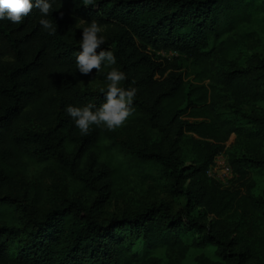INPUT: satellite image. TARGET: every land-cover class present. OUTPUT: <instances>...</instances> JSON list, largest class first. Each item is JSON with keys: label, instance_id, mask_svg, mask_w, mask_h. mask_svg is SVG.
I'll list each match as a JSON object with an SVG mask.
<instances>
[{"label": "trees", "instance_id": "trees-1", "mask_svg": "<svg viewBox=\"0 0 264 264\" xmlns=\"http://www.w3.org/2000/svg\"><path fill=\"white\" fill-rule=\"evenodd\" d=\"M50 2L53 12L47 18L57 25L55 35L42 29L36 8L20 24L0 20V264H135L138 238L150 249L184 257L188 248L179 232L185 219L202 227L190 220L195 213L212 217L196 245L216 244L224 261L200 264H264L257 262L264 256V199L249 189L224 187L207 174L222 152L234 181L243 180L249 169L264 170V158L236 156L225 148L232 133H246L242 121L256 125L254 135L264 139V116L240 105L225 116L219 108L222 92L238 101H264V74L252 68L213 69L217 47L225 57L234 52L233 42L223 37L254 21L260 0H96L95 7H85L82 0ZM74 17L115 26L101 48L114 53L113 67L126 74L122 86L137 90L127 122L174 139L168 151L128 145L134 167L157 163L169 173L172 187L186 199L179 213L153 204L100 219L130 168L103 144V126L81 135L65 110L69 104L99 106L104 101L100 88H83L81 82L87 77L107 81L110 70L79 72L82 30ZM161 52L174 54L164 58ZM258 67L264 69V62ZM27 108L34 110L40 128L21 124ZM187 149L193 154L189 163ZM26 159L56 163L78 181L77 191L41 212L39 196L20 166ZM231 212L242 219L231 232L235 237L212 233Z\"/></svg>", "mask_w": 264, "mask_h": 264}, {"label": "rangeland", "instance_id": "rangeland-1", "mask_svg": "<svg viewBox=\"0 0 264 264\" xmlns=\"http://www.w3.org/2000/svg\"><path fill=\"white\" fill-rule=\"evenodd\" d=\"M261 10L257 18L249 23H244L241 27L232 30L223 38H228L233 42L234 52L231 56H224L217 47V57L213 61L214 71L234 70L237 68H252L256 74H264V69L259 68L261 61L264 62V0H260ZM77 25L82 28L86 26L84 20L74 17ZM104 31L101 33L105 37L108 45L111 34L115 31L113 24L101 26ZM82 30V29H81ZM162 57L169 58L174 53L161 52ZM189 72V70L187 71ZM190 76L188 79L193 78ZM210 81L205 80L208 84ZM107 81L97 77H87L82 80L83 88L89 87L92 90L106 87ZM240 105L244 111L251 114H260L264 116V101H248L234 99L230 93L222 92L220 110L225 116L233 115ZM183 119H188L184 117ZM246 128V133L238 136L232 133L225 142V148L229 153L236 156L247 155L251 157L264 158V139L256 137L257 126L242 121ZM21 124L31 128H40L41 123L37 119L32 108H27L22 116ZM166 136L156 128H151L143 123H128L115 131H108L104 127L103 144L108 150L120 157L130 168V173L122 182L121 186L115 191L110 202L106 205L100 214L101 220H109L114 215H121L124 212H136L153 204L166 205L168 210L177 214L185 208L186 199L182 194L176 192L172 187V178L165 172L160 164H144L135 166L133 153L128 145L138 148H160L168 151L171 147V141L174 140ZM193 154L189 149L186 150L187 163L192 159ZM21 167L26 171L27 180L32 183V190L36 192L40 199L41 212H47L51 209L57 200L62 197L73 195L79 183L77 180L69 177L56 163H35L32 159L21 161ZM233 186L241 187L243 191L250 190L251 194L257 198L264 199V170L249 169L246 177L241 180H235ZM202 215L195 213L190 220L196 219L200 229L192 226L188 219L182 226L179 234L188 250L183 257L178 251L170 252L166 248H148L142 238H138L134 245L136 253L135 264H200L202 262H224L220 256V249L216 244L207 246L196 245L205 238L208 229L211 228L212 217L202 218ZM254 220V219H253ZM242 221L239 213L231 212L223 223L213 227L212 233H218L220 238H226L233 230L235 225ZM258 224L263 221L262 218L255 220ZM194 222V221H193ZM248 227L252 224H242ZM231 233L230 237H235ZM240 247L237 245L236 248ZM264 263V256L259 261ZM247 262L246 264H252ZM255 263V262H254Z\"/></svg>", "mask_w": 264, "mask_h": 264}, {"label": "clouds", "instance_id": "clouds-1", "mask_svg": "<svg viewBox=\"0 0 264 264\" xmlns=\"http://www.w3.org/2000/svg\"><path fill=\"white\" fill-rule=\"evenodd\" d=\"M85 7H95L96 0H82ZM36 8L41 18L39 24L49 35H55L57 25L47 17L52 14L53 7L50 0H0V20L7 19L13 24H20ZM63 16V13H60ZM79 42L80 50L76 53V66L82 75H90L93 70L101 71L102 66L109 67L106 73V87L99 91L104 94V101L99 105L87 104L83 106H66L67 114L72 118L81 135L90 134L92 127H105L108 131H115L123 127L132 115L133 101L136 88L122 86L127 79L126 74L116 67V57L111 50L101 48L106 43L101 35L104 29L93 19L85 22ZM98 49L99 52L97 51Z\"/></svg>", "mask_w": 264, "mask_h": 264}, {"label": "built area", "instance_id": "built-area-1", "mask_svg": "<svg viewBox=\"0 0 264 264\" xmlns=\"http://www.w3.org/2000/svg\"><path fill=\"white\" fill-rule=\"evenodd\" d=\"M208 176L220 182L224 187H230L236 177L232 166L228 163L224 152L218 154L207 171Z\"/></svg>", "mask_w": 264, "mask_h": 264}]
</instances>
